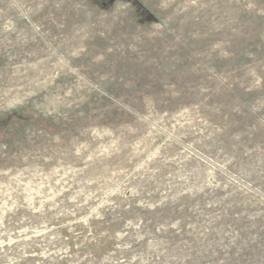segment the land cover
<instances>
[{"label": "rangeland", "instance_id": "rangeland-1", "mask_svg": "<svg viewBox=\"0 0 264 264\" xmlns=\"http://www.w3.org/2000/svg\"><path fill=\"white\" fill-rule=\"evenodd\" d=\"M0 264H264V0H0Z\"/></svg>", "mask_w": 264, "mask_h": 264}]
</instances>
